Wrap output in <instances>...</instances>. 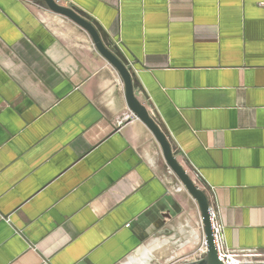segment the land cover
<instances>
[{"label":"crops","instance_id":"1","mask_svg":"<svg viewBox=\"0 0 264 264\" xmlns=\"http://www.w3.org/2000/svg\"><path fill=\"white\" fill-rule=\"evenodd\" d=\"M60 1L131 69L224 246L264 251V0ZM130 113L85 30L0 0V264L191 256L185 189Z\"/></svg>","mask_w":264,"mask_h":264},{"label":"water","instance_id":"2","mask_svg":"<svg viewBox=\"0 0 264 264\" xmlns=\"http://www.w3.org/2000/svg\"><path fill=\"white\" fill-rule=\"evenodd\" d=\"M30 2H43L46 7L55 14L61 15L85 30L92 39L96 50L106 59V61L118 72L124 87L125 97L129 110L136 115L152 132L157 142L160 144L165 161L175 176L181 181L188 193L198 203L202 223L204 227V235L207 243L208 252L206 256L199 261H184L180 264H223L218 255L217 247L213 236V228L210 217V201L208 195L200 189L183 165L178 161L172 145L166 134L161 130L155 119L151 116L147 107L140 102L135 93V75L131 69L122 61V59L114 53L103 41L99 31L94 24L88 20L82 13L71 7L61 5L56 0H28Z\"/></svg>","mask_w":264,"mask_h":264},{"label":"built area","instance_id":"3","mask_svg":"<svg viewBox=\"0 0 264 264\" xmlns=\"http://www.w3.org/2000/svg\"><path fill=\"white\" fill-rule=\"evenodd\" d=\"M58 1L59 0H56L57 3H59ZM130 118H138V117L131 112L130 114L125 115L122 118V120H119L118 125H120L124 120H128ZM210 217L213 228L215 245L217 247L219 259L223 264H264V251H260L257 249L232 251L226 248L222 243V237L220 231L221 229L218 224L217 213L213 211L212 208H210ZM202 228L204 230L203 223H202ZM207 252H208V248L204 235L201 247L198 249V251H196L193 255L185 259H182L181 261L175 264H180L183 263L184 261H199L206 256Z\"/></svg>","mask_w":264,"mask_h":264},{"label":"rangeland","instance_id":"4","mask_svg":"<svg viewBox=\"0 0 264 264\" xmlns=\"http://www.w3.org/2000/svg\"><path fill=\"white\" fill-rule=\"evenodd\" d=\"M61 5H64L62 3V1H58ZM33 3H36V2H33ZM38 7L40 9H42L44 12L46 11L47 13H52V11H50L46 5H42V4H37ZM65 6V5H64ZM55 14V13H54ZM58 15V14H57ZM61 16V15H60ZM62 17V16H61ZM64 19H67L65 17H63ZM69 20V19H68ZM71 21V20H69ZM72 22V21H71ZM73 23V22H72ZM75 24V23H74ZM78 26V25H77ZM191 177V176H190ZM177 178V177H176ZM192 178V177H191ZM178 179V178H177ZM193 179V178H192ZM193 181L196 183V185L200 188V183L198 181V179H193ZM178 182L183 186V184L181 183V181L178 179ZM184 187V186H183ZM184 193L185 195H187V198L186 199V212L183 214L184 216L188 217L191 221H192V224L191 225H194L193 228L194 230H196L197 232L200 233V242L198 245H196L195 249H194V252L191 254L193 255L196 251H198V249L201 247V244H202V240H203V236H204V230L202 228V216H201V211H200V208H199V205L198 203L194 200V198L188 193V191L186 190V188L184 187ZM202 189V188H200ZM203 191H205V189H202ZM198 224V225H197ZM177 231V230H176ZM175 231V232H176ZM159 263H164V261H160Z\"/></svg>","mask_w":264,"mask_h":264},{"label":"trees","instance_id":"5","mask_svg":"<svg viewBox=\"0 0 264 264\" xmlns=\"http://www.w3.org/2000/svg\"><path fill=\"white\" fill-rule=\"evenodd\" d=\"M36 4H42V5H45L43 2H36ZM136 87V85H135Z\"/></svg>","mask_w":264,"mask_h":264}]
</instances>
